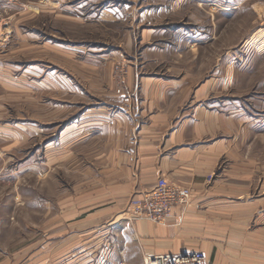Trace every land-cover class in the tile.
<instances>
[{
  "label": "rangeland",
  "instance_id": "obj_1",
  "mask_svg": "<svg viewBox=\"0 0 264 264\" xmlns=\"http://www.w3.org/2000/svg\"><path fill=\"white\" fill-rule=\"evenodd\" d=\"M49 1L0 0V264H149L148 259L157 256L144 258L130 242L125 225L134 222L129 205L135 196L112 216L81 221L84 209L87 216L115 202L83 192L101 178L99 156L108 143L98 127V112L116 115L115 94L131 78L127 66L133 55L125 49L129 24L101 22L96 12L86 23L82 19L69 23L62 19L66 13L62 10L74 1L59 8ZM105 8L93 5L88 11L101 13ZM69 12L81 14L83 7ZM256 20L252 15L253 29L264 24ZM250 21L249 14L223 20L225 31L215 58L232 49L233 43L239 46ZM259 39L244 52L237 46L240 53L231 76L226 65L221 69L220 78L237 80L238 88L230 96L247 108L251 119L248 123L244 113L231 119L237 131L235 143L208 178H252L247 184L252 191L249 199L260 201L264 215V49L258 48ZM68 40L88 48H74L78 51L67 58L62 43ZM53 43L60 48L51 51ZM115 50L122 54L110 71L106 68L118 56L112 53ZM204 63L207 68L209 61ZM205 67L202 72L207 76ZM108 79L114 89L106 88ZM108 91L115 97H104ZM85 109L88 125H97L88 127L85 145L73 146L67 143L68 126L77 123Z\"/></svg>",
  "mask_w": 264,
  "mask_h": 264
},
{
  "label": "crops",
  "instance_id": "obj_2",
  "mask_svg": "<svg viewBox=\"0 0 264 264\" xmlns=\"http://www.w3.org/2000/svg\"><path fill=\"white\" fill-rule=\"evenodd\" d=\"M69 1L49 2L59 8L69 6ZM73 1L67 11L62 10L66 22L82 19L86 23L92 12L102 17L101 22H128L125 49L133 57L127 76L136 75L128 77L120 94H115L116 115L98 112V127L101 135L107 134L108 143L99 156L101 178L83 192L115 202L87 216L84 209L82 223L114 215L121 203L150 190L162 176L173 185L189 188L192 198L187 207H174L164 224L126 222L130 242L144 258L203 252L207 264H264V215L260 201L249 199L252 191L247 184L252 178H208L235 143L237 131L231 119L237 113H244L248 123L251 119L247 106L244 110L230 96L238 88L237 80L222 79L220 73L226 65L231 76L238 47L244 52L260 36L258 48L264 49V24L253 29L252 21V15L264 21V0H111V6L110 0ZM77 5L83 7L81 14L69 12ZM93 5L106 8L101 13L88 11ZM242 14L251 16L248 35L239 46L233 43L232 49L215 58L225 31L223 20L230 22ZM59 17L57 11L55 21ZM62 45L70 59L78 51L74 48H88L69 40ZM59 48L55 43L50 46L51 51ZM119 56L110 59L106 69L111 71ZM203 67L209 71L207 76ZM145 69L151 73L141 74ZM113 85L105 81L106 88L114 89ZM109 95L108 91L104 97ZM76 122L68 126L67 143L85 145L88 127L97 124L88 125V109Z\"/></svg>",
  "mask_w": 264,
  "mask_h": 264
},
{
  "label": "built area",
  "instance_id": "obj_3",
  "mask_svg": "<svg viewBox=\"0 0 264 264\" xmlns=\"http://www.w3.org/2000/svg\"><path fill=\"white\" fill-rule=\"evenodd\" d=\"M192 198L189 188L173 185L159 177L153 187L131 199L129 213L134 221L164 224L174 207H187ZM149 264H207L203 252L186 255H161L149 258Z\"/></svg>",
  "mask_w": 264,
  "mask_h": 264
}]
</instances>
